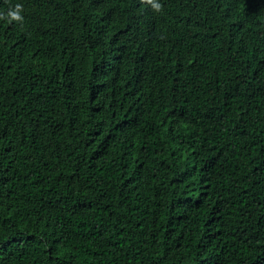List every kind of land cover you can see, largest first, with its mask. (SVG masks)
Instances as JSON below:
<instances>
[{
  "label": "trees",
  "instance_id": "16d2710c",
  "mask_svg": "<svg viewBox=\"0 0 264 264\" xmlns=\"http://www.w3.org/2000/svg\"><path fill=\"white\" fill-rule=\"evenodd\" d=\"M157 2L0 0V264H264V0Z\"/></svg>",
  "mask_w": 264,
  "mask_h": 264
},
{
  "label": "clouds",
  "instance_id": "9594fccd",
  "mask_svg": "<svg viewBox=\"0 0 264 264\" xmlns=\"http://www.w3.org/2000/svg\"><path fill=\"white\" fill-rule=\"evenodd\" d=\"M146 2L151 5L154 11L156 12L162 11L163 6L160 3H158L157 0H146ZM22 12H23V5L18 3L14 6V8H11L7 12L6 17L0 16V19L7 18L9 23L13 21L22 23L24 19V17L21 15Z\"/></svg>",
  "mask_w": 264,
  "mask_h": 264
},
{
  "label": "bare ground",
  "instance_id": "6f19581e",
  "mask_svg": "<svg viewBox=\"0 0 264 264\" xmlns=\"http://www.w3.org/2000/svg\"><path fill=\"white\" fill-rule=\"evenodd\" d=\"M59 7V6H58ZM58 10V9H57ZM225 19V18H224Z\"/></svg>",
  "mask_w": 264,
  "mask_h": 264
}]
</instances>
